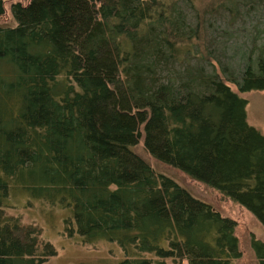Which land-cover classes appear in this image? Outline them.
<instances>
[{
  "label": "trees",
  "instance_id": "16d2710c",
  "mask_svg": "<svg viewBox=\"0 0 264 264\" xmlns=\"http://www.w3.org/2000/svg\"><path fill=\"white\" fill-rule=\"evenodd\" d=\"M10 11L15 25L0 26V264L57 255L38 226L8 215L17 195L70 209L69 235L117 245L118 264L241 258L237 221L137 148L264 227V135L231 86L264 90V0H29ZM233 36L242 43L228 44ZM251 237L264 264V241Z\"/></svg>",
  "mask_w": 264,
  "mask_h": 264
},
{
  "label": "rangeland",
  "instance_id": "374dc122",
  "mask_svg": "<svg viewBox=\"0 0 264 264\" xmlns=\"http://www.w3.org/2000/svg\"><path fill=\"white\" fill-rule=\"evenodd\" d=\"M16 2L26 4L29 0H6V13L0 17V26L15 25L10 8ZM252 24V21H250L247 34L256 36L258 33L252 27L254 25ZM261 24H264V21ZM243 26H245V23L241 21L239 27ZM261 29H264V26H261ZM245 30H247V27ZM234 33L243 37L242 31L237 30ZM242 37L237 39L236 36H233L231 40H228V44H240L242 43ZM231 86L240 96L247 100L246 110L249 124L264 135V90L241 93L235 85ZM137 151L145 155V158L156 171L174 178L196 197L214 205L224 216L235 219L238 223L236 234L240 240L242 256L235 260L234 264L257 263L251 236L254 234L257 239L264 241V227L250 211L225 199L219 193L207 189L202 184L189 179L179 170L157 162L144 151L143 143L139 145ZM10 203L12 207L8 208V215L22 219L26 225L34 224L38 226L42 230L43 239L53 244L56 248L57 255L50 257L42 264H118L123 259L121 249L116 247L117 245H111L113 243L100 240L92 244H85L81 242L77 235L71 237L66 224L67 220L72 218L70 209L51 205L47 202L44 203V201H35L32 198L21 197L20 195L13 196ZM169 262V264H173L171 261Z\"/></svg>",
  "mask_w": 264,
  "mask_h": 264
}]
</instances>
